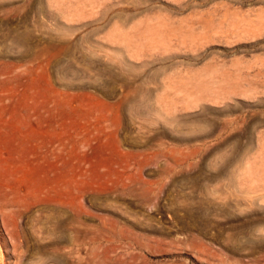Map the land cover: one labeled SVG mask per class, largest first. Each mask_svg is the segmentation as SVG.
<instances>
[{
  "label": "rangeland",
  "instance_id": "374dc122",
  "mask_svg": "<svg viewBox=\"0 0 264 264\" xmlns=\"http://www.w3.org/2000/svg\"><path fill=\"white\" fill-rule=\"evenodd\" d=\"M0 264H264V0H0Z\"/></svg>",
  "mask_w": 264,
  "mask_h": 264
}]
</instances>
